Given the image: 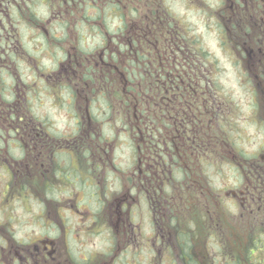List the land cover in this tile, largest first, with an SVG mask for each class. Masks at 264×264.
Returning a JSON list of instances; mask_svg holds the SVG:
<instances>
[{"label": "flooded vegetation", "instance_id": "flooded-vegetation-1", "mask_svg": "<svg viewBox=\"0 0 264 264\" xmlns=\"http://www.w3.org/2000/svg\"><path fill=\"white\" fill-rule=\"evenodd\" d=\"M77 3L82 4L81 0ZM65 4L46 15L39 9L42 21L34 23L29 13L32 0H0V170L12 174V190L26 187V193L36 191L41 206V213L34 219L37 226L26 238L18 240L11 230L0 226V264H130L131 259L138 264H242L227 244L244 224L225 214L224 198L218 194L209 197L212 193L203 184L208 168L203 164H208L210 151L204 139L199 143V132L191 124L195 118H177L175 109L171 112L176 116H168L166 93L156 97L157 140L164 147L162 136L169 133H162L163 123L170 121L174 125L169 135L172 148L168 151L165 145V150L159 149L155 156L140 157L136 181L128 173L114 199L107 197L108 190L119 185L107 170L111 169L108 145L93 141L97 142L95 152L102 154L94 155L91 150L88 158L81 156V150L68 149L77 147L78 137L89 139V132L95 131L93 125L110 122L106 117L92 119L89 109L96 108L97 102L89 107L90 91L81 88L79 74L109 59L120 27H110L108 35L100 24L102 31H94L90 39L99 43L89 45L85 55L73 32V37L65 39L71 30L63 29L60 23L62 13L69 12ZM220 4L224 19L238 28L234 45L244 51V57L236 54L239 61L251 66L254 78L264 76V0H220ZM94 7L99 13H128L130 5L128 0H95ZM246 30H252L253 37ZM63 81L76 89V99L65 91ZM164 87L157 88L159 94ZM258 89L264 93L263 86ZM49 101L56 107L77 108L70 133L54 131L52 135L49 115L35 111ZM183 139L187 144L184 149ZM234 165L238 176L245 179L230 191L232 201L242 210L238 216L259 215L264 210V149L254 159L238 158ZM84 166L90 168L85 172L89 177L82 176ZM87 185L95 191L81 197ZM56 190L59 196H54ZM228 195L225 193V197ZM105 202L114 207V212L109 213ZM214 203L217 218L208 215ZM100 205L106 206L103 214L97 212ZM201 206L206 215L197 213ZM195 219L201 221V229H192ZM92 234L104 238L103 250L90 249L87 240ZM251 248L246 247L248 259L254 254L255 247Z\"/></svg>", "mask_w": 264, "mask_h": 264}, {"label": "trees", "instance_id": "trees-1", "mask_svg": "<svg viewBox=\"0 0 264 264\" xmlns=\"http://www.w3.org/2000/svg\"><path fill=\"white\" fill-rule=\"evenodd\" d=\"M32 1L33 10L29 13L33 16L34 23L41 20L39 12L46 15L51 10H57L63 2L66 3L69 12L62 13L60 23L66 30L72 26V32L79 39H82L83 34L86 37L94 31L95 34L102 31L100 24L101 28L104 27V33L109 35L111 26L108 20L120 23L118 42L116 47L111 46L109 59L95 68L87 69L86 74L80 73L79 78L81 88L84 86L90 91L89 107L96 101V108L103 111L94 114L91 111L93 109H89L92 119L106 117L114 122L109 123L114 133L117 129L127 133L134 157L137 153L142 155L141 153L146 152L155 156L159 149L165 150V145L168 151L172 148L169 135L172 134L171 128L174 125L170 121L163 123L162 133H169L162 136L164 147L157 140L156 97L165 93L168 116L174 118L176 113L174 115L171 110L175 109L177 118H195L191 124L199 132V143L201 145L204 139L205 148L211 154L208 164L204 163L203 166L219 168L223 162L224 165L231 166L242 157L233 123L226 118L225 112L232 106L224 103L229 98L223 96L224 89L217 80L218 63L188 28L183 29L178 24L164 2L128 0V13H99L94 7L95 0H81L82 4H78L77 0ZM115 6L120 8V4ZM219 26L222 31H226V26ZM100 38H104L102 33ZM94 42L99 43L91 41L88 44L92 45ZM62 86L76 99V89L72 85L63 81ZM160 86L166 88L161 94L157 91ZM100 125L91 127L95 131L89 132L90 138L85 139V142H105L102 133L100 134ZM79 127L86 128L85 125ZM36 128L39 129L37 126ZM182 142L184 146L181 148L184 149L187 144L184 139ZM182 142L178 140V144ZM107 150L106 148V152Z\"/></svg>", "mask_w": 264, "mask_h": 264}, {"label": "rangeland", "instance_id": "rangeland-1", "mask_svg": "<svg viewBox=\"0 0 264 264\" xmlns=\"http://www.w3.org/2000/svg\"><path fill=\"white\" fill-rule=\"evenodd\" d=\"M169 8L172 15L177 19L178 24L184 29L188 28L189 32L194 35H197L200 39L205 50L209 52L213 59L218 63L219 75L217 76L218 82L224 88L226 96L230 99L232 108L226 111L227 121L233 123L234 131L237 134V146L240 149L241 153L246 159H252L253 156L258 155V151L264 149V125H259L262 115L264 116V110L261 114V106L259 103H262L263 99L258 100L253 97H260L257 94H254L252 90L259 92L256 86L261 85L264 87V77L261 75L258 78L251 77L250 74V65L247 62L239 61L233 62L234 57L231 58L228 53H232V47L228 43L229 47L226 46L223 49V46H220V40L222 38L220 34V28L217 27V19L214 18L213 9H218V6L215 5L218 0H210L211 8L207 9L204 7L203 0H161ZM207 1V0H204ZM215 5V6H214ZM111 27L117 25V21L108 20ZM221 24L228 27V23L223 20L219 21ZM74 23V22H71ZM74 26V24H73ZM71 31L68 33L69 37H73L72 26H70ZM218 29V30H217ZM84 31V28H82ZM87 33V31H86ZM67 34L65 35V39ZM91 35L88 34L85 41L81 40V47L86 48V45L83 42L89 41ZM226 40L231 42L230 35L226 36ZM250 50L252 47L250 44L247 46ZM246 48V47H245ZM247 49V48H246ZM233 54L236 56L237 52L234 51ZM47 57H44V60H47ZM251 63H253L251 61ZM249 72V75L245 74L244 76L239 72ZM254 73V71H253ZM255 76V74H254ZM261 82V84L259 83ZM254 101L258 104L255 108ZM39 114L49 115L52 120L51 129L60 130L64 132L69 130L70 133L73 129L72 117L77 114L76 109L73 106L68 108L56 107L51 101L43 104L39 109L35 110ZM94 114L102 113L103 111L100 108H94L91 110ZM255 118L257 120H255ZM255 121V122H254ZM258 122V124H256ZM104 135L107 139H111V135L115 137V140L112 143L113 152L107 156L110 161L112 159L119 162L122 174L116 172L114 174L115 181L119 185H113L112 190H108L107 197H117V194L120 190V183L125 182L127 177L132 175V172L136 174V165L133 161L132 149L128 140L119 133H114L110 126H105ZM117 132V131H115ZM136 159V156H135ZM118 165L116 167H118ZM222 168L217 169V167H210L207 171V182L211 187L206 188L208 193H212L209 197L215 198L218 194L223 200V206L226 207L225 214L227 216H233L241 219L243 228H240V233L232 237L227 244V248L233 249V255H237L241 258H244L246 254V247H255V252L253 254L252 260L254 264H264V210L262 209L253 215H248L245 213L244 217H240V210L238 204H234L230 191L234 190L237 186L236 184H244V176H238L237 171L224 163L221 165ZM88 166L86 167V171ZM134 174V173H133ZM134 174V175H135ZM86 177L90 175L85 174ZM12 174L10 171H0V226L4 229H9V231L14 234L15 238L20 240L28 237L31 232V229L37 226V223L34 222V219L41 213V206L33 198L28 200H19L18 195L23 193V190H19L18 194L12 189H9V183L11 182ZM113 178V179H114ZM114 181V180H113ZM34 185V184H33ZM7 188V189H6ZM95 187H89L82 189L81 197H89L92 192L95 191ZM225 191V192H223ZM121 193V192H120ZM225 193L229 195L225 197ZM206 194V192H205ZM63 194H61L62 196ZM54 196H59V191L54 192ZM121 196V195H120ZM206 197L207 194H206ZM17 198V199H14ZM80 198V196H79ZM114 199V198H112ZM106 206L109 208V213L114 212V207L109 206L108 202H105ZM79 206V205H78ZM106 206L100 205V208L97 212L103 214L105 213ZM94 208V207H93ZM202 210L198 211L199 214H205V209L201 206ZM143 214V212H139ZM209 216L217 218L218 211L215 207L210 208ZM206 216L207 218H210ZM148 219H150V214H148ZM1 228V227H0ZM201 229V221L195 219L192 222V229L197 230ZM233 230H239V228H232ZM91 250H94L96 247L99 251L103 250L106 247L103 237H97V234H92V237L87 240ZM79 244H74L75 247H79ZM149 258L153 260L154 256L149 255ZM147 262V259L145 260ZM130 264H138L137 260H130ZM148 264V263H146Z\"/></svg>", "mask_w": 264, "mask_h": 264}]
</instances>
